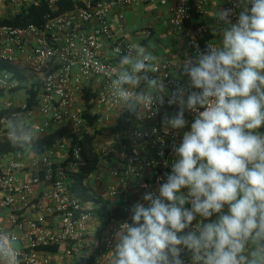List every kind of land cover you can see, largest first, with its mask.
Listing matches in <instances>:
<instances>
[{
	"label": "built area",
	"instance_id": "2783aa9c",
	"mask_svg": "<svg viewBox=\"0 0 264 264\" xmlns=\"http://www.w3.org/2000/svg\"><path fill=\"white\" fill-rule=\"evenodd\" d=\"M59 1L0 0V19L14 17L32 4L46 3L56 9ZM78 1L85 6L48 16L42 28L0 25V108L20 109L21 112L12 117L24 115L40 129V136L65 125L75 132L85 126L89 133L96 134L94 146L101 155V162L87 185L128 213L126 220H113L101 237L109 255L115 245V230L121 223L131 222L132 206L143 203L146 192L158 194L160 184L166 181L165 173L171 172L175 160L173 145L178 147L184 132L190 131L196 113L185 110L187 124L183 129L164 127L163 115L170 111L173 116L179 111L178 105H169L167 100L176 86L183 83L173 77L170 62H157L159 71L149 73V77L163 81L168 92L164 96L165 103L157 102L139 109L127 130L111 133L127 108L116 100L110 87L119 67L113 61L104 60L101 53L105 42L109 41L114 58L128 54L132 45L114 38L109 18L114 10L128 8L138 0ZM201 1L199 4L196 0V7L204 14L207 0ZM235 5L236 0H224L223 9H232L229 19L233 23L242 10ZM192 11V0H174L169 23L185 33L188 49L197 57L198 51L206 50L210 43L202 45L199 41V36L209 29L204 26L193 32L185 28ZM118 17L124 19L121 13ZM3 64L18 65L24 73L29 71L36 76L34 83L42 82L38 105L32 110L27 111L25 89L13 93L26 83ZM86 94L91 96L90 108L84 99ZM76 100H80L81 105L77 112L73 110ZM84 111L96 116L94 127L81 118ZM38 116L43 119L38 121ZM4 136L7 137V133ZM29 152V157H25L26 153L0 157V231L12 232L19 244L25 242L20 248V264H68V259L81 254L80 246L86 241L93 218L90 211L94 204L83 202L73 192L72 174L83 162L80 149L72 151L70 141L63 140L42 154ZM105 174L111 178L109 184L103 181ZM181 191L186 192V189ZM5 211L8 216L4 215ZM27 211L35 212V217L27 220ZM54 219L58 220V225L50 228V220ZM199 219L193 222V227ZM47 246L64 248L60 253L40 250ZM54 254H58L57 257L54 258ZM181 259L184 264H192L191 253L186 249ZM93 264L103 262L96 258Z\"/></svg>",
	"mask_w": 264,
	"mask_h": 264
},
{
	"label": "clouds",
	"instance_id": "9594fccd",
	"mask_svg": "<svg viewBox=\"0 0 264 264\" xmlns=\"http://www.w3.org/2000/svg\"><path fill=\"white\" fill-rule=\"evenodd\" d=\"M235 6L242 9L235 23L232 9L214 14L227 25L219 43L183 63L189 83L170 94L167 103L179 111L164 123L183 129L186 109L196 117L173 145L176 158L158 194L144 193L131 222L115 230L110 264H184L185 249L192 264H264V0ZM152 47L133 44L111 79L112 95L129 111L165 103L163 81L149 77L159 71ZM39 136L23 116L7 123L14 147H31ZM20 256L17 237L0 231V264H20Z\"/></svg>",
	"mask_w": 264,
	"mask_h": 264
},
{
	"label": "trees",
	"instance_id": "16d2710c",
	"mask_svg": "<svg viewBox=\"0 0 264 264\" xmlns=\"http://www.w3.org/2000/svg\"><path fill=\"white\" fill-rule=\"evenodd\" d=\"M192 5V17L185 23V28L193 32H197L202 27L206 26L207 23L204 20V14H201L197 10L196 0H192ZM84 6L85 4L78 0H61L55 6L56 9H54V6L52 7L46 3L32 4L24 7L22 11L14 17L12 16L11 18L0 19V25L13 27H27L33 25L37 28H42L47 22L48 16L54 17ZM199 41L202 45H204L206 42L215 41V37L210 31H208L199 36ZM3 66L14 72L17 79L26 83L25 86L17 88L13 91V93L25 89L27 95V111L32 110L38 105V95L42 82L32 83L29 85L27 84L28 80L24 71L21 70L18 65L3 64ZM84 99L87 102L88 108H90L91 96L86 94ZM138 111L139 109L135 112L126 110L121 114L118 124L113 127L110 132L116 133L127 130L131 125V119L137 115ZM20 112L21 110L18 108L10 110L0 108V157L11 154L26 153L29 151L39 155L44 153L47 148L53 147L63 140H68L70 141L72 151L75 148L80 149V156L83 159L79 170L72 174V178L74 180L73 192L76 193L83 202L94 204V208L90 211L94 217L106 219V221L101 223L98 227L97 237L99 240L113 220H126L128 218V213L124 212L120 206L111 204L107 199H104L98 192L94 191L87 185V180L91 175L96 173L101 162V155L96 152L94 146L96 134L89 133L85 126L80 127V129L75 132L71 126L65 125L60 128L53 129L46 135L39 136L31 147H14L4 135L7 133V123L9 119L13 118V114H18ZM81 118L91 127H94L97 119L96 116L90 115L88 111L82 112ZM261 132H264V128H261ZM70 159H72V157ZM40 250L45 252H58L60 247L47 246L41 247ZM94 259L95 256L92 255L90 259L83 260L82 263L93 264Z\"/></svg>",
	"mask_w": 264,
	"mask_h": 264
},
{
	"label": "crops",
	"instance_id": "0c3cea01",
	"mask_svg": "<svg viewBox=\"0 0 264 264\" xmlns=\"http://www.w3.org/2000/svg\"><path fill=\"white\" fill-rule=\"evenodd\" d=\"M173 2L174 0H138L137 3L128 8L114 10L111 12L109 19L116 40L131 45L140 44L145 47H148L151 43L153 47L149 50L153 51V54L159 58L158 62H170L172 65L171 73L173 77L176 80H180L183 83V86L187 87L189 77L183 74L182 66L186 60H195L196 57H194L188 49L185 33L177 31L170 26V8L172 7ZM197 2L200 4L202 1L197 0ZM223 8L224 0H207L204 2V20L207 23V28L212 34L213 29L217 28V34L214 36L215 42L217 43H219L220 40L219 28L227 27V25L218 22L217 18L214 17V14L216 11L223 10ZM120 13L123 14L124 19H119L118 15ZM101 56L104 60L113 61L119 67V59L113 57L111 42H105ZM140 87L141 89L144 88L143 83ZM163 95H168V92L165 91ZM80 106V100H76L73 105V110L77 112L80 110ZM166 115L170 118L172 113L167 111L162 117L164 127L169 128L164 123ZM37 119L39 121L43 118L42 116H38ZM29 153L30 152H26L25 157H29ZM104 176H106V179L103 181L109 184L111 178L108 174H105ZM91 185L93 186V181H91ZM225 212H227V207H225ZM35 214V212L27 211L25 217L27 220L33 219ZM4 215L8 216V211H5ZM215 219L216 216L214 215L211 220ZM93 222L94 216L89 222V231L86 241L80 246L81 254L68 259V264H84L82 263L83 260L90 259L92 255L95 256V259L100 258L103 264H110L111 254L107 255V251L101 242L102 238L99 240L97 237V231L100 225H95ZM56 225H58L57 219L50 220V228H54ZM21 245L24 247L25 242L23 241ZM63 248L64 246L60 247L59 253ZM57 255L58 254H54L52 256L55 258Z\"/></svg>",
	"mask_w": 264,
	"mask_h": 264
},
{
	"label": "rangeland",
	"instance_id": "374dc122",
	"mask_svg": "<svg viewBox=\"0 0 264 264\" xmlns=\"http://www.w3.org/2000/svg\"><path fill=\"white\" fill-rule=\"evenodd\" d=\"M25 76H26V78H27V80H28V82H27V84H32V83H34L36 80H37V78H36V76L34 75V74H32L31 72H29V71H25ZM0 100H1V98H0ZM24 118H26L24 115H22ZM27 119V118H26ZM104 179H106V176H104V178H103V180ZM104 221H106V219L105 218H103V219H100V218H98V217H94V224L95 225H101V223H103ZM18 245H19V247L20 248H22V245L21 244H19L18 243Z\"/></svg>",
	"mask_w": 264,
	"mask_h": 264
}]
</instances>
